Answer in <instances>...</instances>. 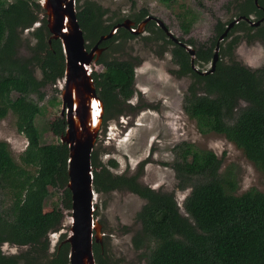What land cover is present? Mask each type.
I'll return each mask as SVG.
<instances>
[{
  "label": "trees",
  "instance_id": "1",
  "mask_svg": "<svg viewBox=\"0 0 264 264\" xmlns=\"http://www.w3.org/2000/svg\"><path fill=\"white\" fill-rule=\"evenodd\" d=\"M85 3L77 17L89 49L124 19L107 23L105 8L93 1ZM244 4L238 17L262 21L251 25L241 19L233 26L219 43L214 70L201 66L213 61L220 36L227 28L222 21H218L214 37L206 44L195 45L191 38H180L195 48L194 64L186 47L169 38L154 20L147 28L152 31L156 27L165 43L173 46L172 58L178 65L173 73L178 78L191 79L184 110L196 119L200 131L223 134L264 173V64L253 68L235 55L242 41L260 42L264 47V0H247ZM147 16L150 13L144 9L132 19L136 25ZM37 22L40 26L31 32L36 39L31 54L19 56L20 32L30 30ZM182 26L186 32L190 30V23L183 22ZM135 36L128 29L119 28L101 44L109 51L117 40L126 42ZM50 37L47 17L39 2L0 0V120L12 112L18 131L28 140L20 162L11 145L0 141V264H70L67 233L61 235L49 254V234L63 228L64 211L44 212L52 188L62 191L64 208L72 210L68 188L69 146L61 140L42 143L36 125L42 110L40 102L47 96L44 89L65 77L62 42L59 39L49 42ZM106 55L98 60L104 70L92 72L97 94L105 105V120L121 113L122 105L134 96L135 70L140 63L136 57ZM36 67L42 72L41 78ZM51 100L56 101L55 97ZM50 126L61 137L67 128L66 118L60 116ZM98 154L94 148L92 165L97 192L127 189L146 200L136 214L141 226L133 236L135 248L146 251L145 264H264V192L251 188L237 194L235 174L221 173L222 159L212 149L199 148L187 141L175 146L171 165L178 180L177 188L190 190L181 204L173 192L142 184L139 172L114 174L108 166H117L116 161L111 159L107 166L101 163ZM5 242L28 248L6 254L1 249ZM105 245L94 243L97 264H115Z\"/></svg>",
  "mask_w": 264,
  "mask_h": 264
},
{
  "label": "rangeland",
  "instance_id": "2",
  "mask_svg": "<svg viewBox=\"0 0 264 264\" xmlns=\"http://www.w3.org/2000/svg\"><path fill=\"white\" fill-rule=\"evenodd\" d=\"M35 1L40 3L42 0ZM86 1L76 0L77 12ZM88 1H93L107 10L105 13L107 23L119 18H129L133 21L132 18L145 9L154 17L156 25L157 21L161 20L178 38L184 40L191 38L195 45H199L210 42L219 20L227 27L229 22L237 19L247 0ZM251 18L256 19L254 15H251ZM183 22L190 23L188 32L184 30ZM39 26L40 23L37 22L29 28L30 30L20 32L22 40L18 46L19 56L27 57L31 54V47L36 42L31 32ZM163 38L156 27H153L152 31H148L147 28L126 42L122 39L117 40L109 51L102 54L115 58L136 57L140 59V63L135 70L136 92L130 101L124 103L126 112L118 118L108 119L106 123L104 118L102 120L94 147L99 152V160L108 166L109 161L114 159L117 166H108L114 174L141 173L139 181L142 184L157 190L173 192L181 204L190 190L180 191L177 188L178 180L171 164L175 160V146L187 141L199 148L212 149L217 153L222 159L221 173L228 171L236 176L237 194L251 188L264 192V173L255 167L243 150L223 134L201 132L196 119L185 112L184 97L191 79L178 78L173 73V70L178 69L170 49L173 46L165 43ZM165 45L169 47L165 49ZM235 55L253 68L264 64V47L260 42L248 44L242 41L237 46ZM100 57L96 64L92 65V69L97 72L104 70V66L98 63ZM212 62L204 64L201 68L210 69ZM36 74L39 78L42 77L40 68L36 69ZM63 85L61 80L44 89L47 96L40 102L42 110L36 118L42 143H58L61 140V137L52 131L50 123L62 117ZM53 97L55 102L51 100ZM241 105H245V102ZM2 140L11 145L14 157L20 162V156L26 149L28 140L18 131L16 118L12 112L0 120V141ZM145 202L144 198L127 189L108 193L96 191L95 218L102 224L101 241L106 244L108 255L115 264L146 262L145 249L138 250L133 243V236L141 226L136 221V214ZM181 209L185 212L183 205ZM57 211L65 213L63 228L49 234V254L55 250L61 235L64 233L69 235L72 221V210H66L62 203V191L52 188L50 196L45 201L44 212L50 214ZM27 248L28 246H16L5 242L1 249L6 254H14Z\"/></svg>",
  "mask_w": 264,
  "mask_h": 264
},
{
  "label": "water",
  "instance_id": "3",
  "mask_svg": "<svg viewBox=\"0 0 264 264\" xmlns=\"http://www.w3.org/2000/svg\"><path fill=\"white\" fill-rule=\"evenodd\" d=\"M40 4L47 16V26L51 34L49 42L53 39L61 40L66 58L65 77L62 80V117L66 118L67 128L61 141L69 146L68 188L72 194V221L66 241L70 244V264H97L94 243H102V224L95 218L94 213L96 189L92 152L102 125L104 103L97 94L91 68L105 49L100 46L104 40L115 35L119 28L128 29L135 34L142 33L153 17L148 16L137 29L134 28L135 22L129 19L116 24L88 50L84 30L77 17L76 0H42ZM241 19L254 25L262 21L253 22L246 16L234 19L220 36L211 70L215 69L219 59V43ZM157 23L172 40L186 47L194 64L195 48L180 41L163 21L158 20ZM92 107L98 108V119L94 118Z\"/></svg>",
  "mask_w": 264,
  "mask_h": 264
},
{
  "label": "flooded vegetation",
  "instance_id": "4",
  "mask_svg": "<svg viewBox=\"0 0 264 264\" xmlns=\"http://www.w3.org/2000/svg\"><path fill=\"white\" fill-rule=\"evenodd\" d=\"M150 16H151V15H150ZM147 17H148V16H147ZM152 17H153V16H152ZM126 19H129V18H126ZM126 19H124V20H126ZM145 19H146V18H145ZM145 19H144V20H145ZM124 20H123V21H124ZM144 20H142V21H144ZM152 20H154V17H153L151 20H149V21H152ZM245 20H246V19H245ZM123 21H122V22H123ZM119 23H120V22H119ZM140 23H141V22H140ZM140 23L136 24V25L134 26V28L137 29V26H138ZM148 23H149V22H147V24H148ZM230 23H231V22H229V23L227 24V26H228ZM117 24H118V23H117ZM147 24H146V27H145V31L147 30ZM157 24H158V23H157ZM160 27H161V26H160ZM161 28H162V27H161ZM162 29H163V28H162ZM226 29H227V28H226ZM231 29H232V28H231ZM231 29H230V30H231ZM163 31L166 33V31H165L164 29H163ZM136 35H138V34H136ZM166 35L168 36L167 33H166ZM168 37H169V36H168ZM169 38H170V37H169ZM179 40H180V38H179ZM173 41H174V40H173ZM180 41H181V40H180ZM100 46L105 48V49L101 52V54H100V56H101L103 53H106V52H107V47H106V46H102V44H100ZM87 49H88V48H87ZM89 49H91V48H89ZM89 49H88V50H89ZM93 70H94V69H93ZM93 70H92V72H93ZM102 71H103V70H102ZM132 97H133V96H132ZM132 97H131V98H132ZM131 98H130V99H131ZM130 99H128V101H130ZM122 108H123V110H122L121 113H119V114L116 116L117 118L120 117L121 114H124V113L126 112V108L124 107V104L122 105ZM103 118H104V122H105V123L107 122L108 119H111V118H108V119L105 120V105H104V114H103Z\"/></svg>",
  "mask_w": 264,
  "mask_h": 264
},
{
  "label": "bare ground",
  "instance_id": "5",
  "mask_svg": "<svg viewBox=\"0 0 264 264\" xmlns=\"http://www.w3.org/2000/svg\"><path fill=\"white\" fill-rule=\"evenodd\" d=\"M92 108H94V118H95V119H98V115H99L98 112H97V109H98V108H96V107H92ZM99 109H100V107H99ZM92 166H93V165H92Z\"/></svg>",
  "mask_w": 264,
  "mask_h": 264
},
{
  "label": "clouds",
  "instance_id": "6",
  "mask_svg": "<svg viewBox=\"0 0 264 264\" xmlns=\"http://www.w3.org/2000/svg\"><path fill=\"white\" fill-rule=\"evenodd\" d=\"M92 69V68H91ZM93 70V69H92Z\"/></svg>",
  "mask_w": 264,
  "mask_h": 264
}]
</instances>
